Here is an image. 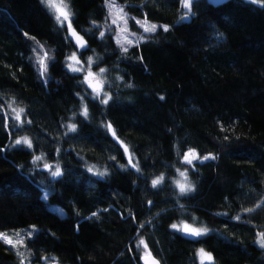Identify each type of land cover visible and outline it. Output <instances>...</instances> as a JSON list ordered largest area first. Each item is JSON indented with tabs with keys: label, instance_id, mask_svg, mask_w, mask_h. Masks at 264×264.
<instances>
[{
	"label": "trees",
	"instance_id": "16d2710c",
	"mask_svg": "<svg viewBox=\"0 0 264 264\" xmlns=\"http://www.w3.org/2000/svg\"><path fill=\"white\" fill-rule=\"evenodd\" d=\"M109 1L133 23L168 31L137 28L123 51L106 25ZM64 2L83 49L41 0H0V233L25 239V258L12 249L17 239H0V264L72 254L77 264H141L147 254L198 264V248L214 264H264V3L193 0L181 19L182 0ZM74 52L105 69L108 104L67 70ZM20 137L32 147L16 145ZM189 150L217 159L183 164ZM180 171L192 187L183 194L172 182ZM193 220L210 233L172 230Z\"/></svg>",
	"mask_w": 264,
	"mask_h": 264
},
{
	"label": "rangeland",
	"instance_id": "374dc122",
	"mask_svg": "<svg viewBox=\"0 0 264 264\" xmlns=\"http://www.w3.org/2000/svg\"><path fill=\"white\" fill-rule=\"evenodd\" d=\"M213 3H219L221 1H224V0H209ZM57 3H59V0H57ZM65 3V2H64ZM66 4V3H65ZM47 7V6H46ZM50 12L53 14V16L55 17L56 19V16L59 15L58 12H56L54 9L52 8H49L47 7ZM122 9V11H121ZM184 9V8H183ZM66 11L69 13V21L71 22V18H72V14H71V11L69 10V8L67 7ZM107 16H108V19L106 21V25L109 27V29H111L110 31H114L115 33V39L117 41V43L120 45V47L123 49V48H128L134 41V39L136 38V35L138 34V31H137V28H142L143 31H144V27L141 26V24L143 23L145 27L147 26H150V25H156L157 28L156 30L159 28V26H166L164 24H159V23H154V22H150V21H147V20H142V19H135L136 21L133 23L132 22V19L130 17V14L128 12L125 11L124 7H122L121 5H113L110 1L107 3ZM184 11H188L187 9H184ZM61 20H63V17H61ZM69 21H64L63 24H61L59 21L58 23L62 26H66L67 27V24ZM115 21V22H113ZM137 21H140L141 23H137ZM129 41H131V43H129ZM78 58V60L80 61L79 64H75L74 61H71L69 59H67V63H74L76 67H79L82 69V71L80 72H72L70 69H68L67 67V70L71 73H76V74H82L83 77L85 78V76L87 75V71L90 69L91 72L94 74V76L92 78H89L91 79V81H99L101 83V88H100V97L102 99L106 98L105 97V93H107V96L110 97V88L113 86V84L111 83V81L106 77L105 75V71L103 73H101L100 71H96L94 69V66L96 64V61L94 59L93 56H89V57H92V63L89 64L88 63V57H86V60H81L80 59V56L78 55L77 52H74ZM71 55V54H70ZM69 55V56H70ZM69 58V57H68ZM85 81V79H84ZM86 82V81H85ZM88 83V82H86ZM96 95V93H95ZM13 112H14V116L16 117L17 113H19L20 115V111L18 109H13ZM24 137H20L18 139H23ZM27 138V137H26ZM28 139V138H27ZM29 140V139H28ZM30 141V140H29ZM20 145H24V146H27L26 144L24 143H21ZM189 152V151H188ZM187 152V153H188ZM187 153L184 155V157L187 155ZM198 156V155H197ZM182 159V163L183 164H188L185 159ZM199 157V156H198ZM207 160H203V159H193L192 160V163L191 164H188V165H194L196 163H201V162H205ZM56 166L54 165V168ZM180 172H185L186 173V178L185 177H182L180 176ZM180 172H177L176 176L174 179H172V182L173 184L175 185V187H177L179 189V186H178V183L177 182H180V183H185V184H190L189 181H188V178H187V172L186 171H180ZM180 190V189H179ZM188 192V191H186ZM197 223L196 220H193V223L190 225L191 227H195L193 225H195ZM181 224H178V226H181ZM199 228H207L205 226H201ZM208 229V228H207ZM173 231L175 232H181V230L179 229H174L172 228ZM209 230V229H208ZM11 235H6L8 240L11 241V243H8L6 242L7 244H10V245H14V239H17L18 240V243H16V247L15 248H12L13 251L16 253V255L19 257V258H22L24 257V253H23V250H22V247L24 246V242H25V239L23 237V234H21L22 232H10ZM20 235H19V234ZM210 233V230L206 233L208 234ZM18 234V235H17ZM206 234H203L201 236H204ZM190 235V234H189ZM8 236H11V237H14V238H9ZM191 237H195V236H192L190 235ZM201 236H198V237H201ZM197 238V237H196ZM4 240V239H2ZM16 240V241H17ZM257 245L260 247L259 243L257 242ZM143 248L144 245H142ZM200 249H203V248H198L196 250V259H197V263L198 264H214V259L212 257V255L210 253H208L207 251H205L204 249V252L207 253V254H210V256L212 257L211 260L207 259L206 256H201L200 254ZM144 253H147L145 251L142 252V254ZM25 258V257H24ZM29 258V256H28ZM29 263L31 264V262L29 261ZM51 264H77V257L76 255H69L67 257H65L64 259H60V260H55V262H51Z\"/></svg>",
	"mask_w": 264,
	"mask_h": 264
},
{
	"label": "snow or ice",
	"instance_id": "6c2138e0",
	"mask_svg": "<svg viewBox=\"0 0 264 264\" xmlns=\"http://www.w3.org/2000/svg\"><path fill=\"white\" fill-rule=\"evenodd\" d=\"M41 2L44 3L47 7L52 8L56 12L59 13V15L56 16V20L59 21L61 24H63L64 21H69V13L66 11V9H67L68 6H67V4L64 3V0H59V3H57V0H41ZM252 2L256 3V2H258V0H252ZM259 2L264 3V0H259ZM192 3H193V0H182V7L184 9H187L188 11L184 15H182L181 19H184L187 15H191L192 14L191 13ZM121 11H122V9H121ZM61 17H63V20H61ZM113 22H115V21H113ZM137 23H141V22L140 21H137ZM141 26L144 27V31L145 32H155L156 31V28H157V26L154 25V24L145 27L144 24L142 23ZM67 27L71 31V35L73 37H75L76 44L79 47L83 48L85 46V43L86 42L83 40V37L79 36L76 33L75 30H72V28H71V22L70 21L68 22ZM162 27H163V31H168V26H162ZM103 35H104V33L101 32L100 33V36L103 37ZM129 43H131V41H129ZM123 51L126 52L127 51V48H123ZM45 58H46V54H45ZM45 58H42L40 60V66H41L40 71H41V75H43V73L47 71V65L45 64ZM68 59L71 60V61H74L75 64H79L80 63V61L78 60V58H77V56H76L75 53H72L69 56ZM88 63L89 64L92 63V57H88ZM75 64L74 63H67L66 64V67L68 69H70L72 72H80V71H82V69L79 68V67H76ZM99 71L101 73H103L105 71V69L104 68H100ZM93 76H94V74L89 69L87 71V75L85 76L84 79H85L86 82H88L89 87H91L93 89V92L96 93V95L93 97V99H99L100 98V88L97 85L93 84L91 82V79H89V78H92ZM83 82L84 81H82V83ZM128 86L131 87L132 85L129 84ZM105 97L106 98H104V99H100V103L101 104L106 105V104H108L109 99H111V97L107 96V93H105ZM81 99H83V97H81ZM161 99H163V97H161ZM14 111H15V109H14ZM22 111H23V109L20 110V112H22ZM82 115L85 118L88 117V110H87V107L86 106L84 107V110H83ZM16 119L17 120H20L19 113H17ZM28 123H31V122L28 121ZM106 127L108 129H111V124H107ZM68 128H69L70 131H75L76 130L75 124L68 125ZM112 135L115 136V132L114 131H113ZM21 143L26 144L28 148H31L32 147L31 142L26 137H24L22 140L21 139H17L15 141V144L16 145H20ZM124 151L125 152L128 151L127 147L124 148ZM43 159H44L43 156H36L35 159L33 160V163H37V162H39V161H41ZM184 159H185V161L188 164H191L193 159H199V157L197 156V154L195 153V151L189 150V152L184 157ZM209 159H213L214 160V159H217V157L209 156V155H205L203 157V160H209ZM128 163L131 164V166L133 168H136L137 167L136 164H133L132 163L131 157H129ZM43 167L45 169H48L50 171L51 176L54 177V178L55 177H60L62 175L61 169H60V167L58 165L53 169V166L51 164L45 162L44 165H43ZM121 167H123V166H121ZM88 170L89 171H93L92 168H89ZM137 170L139 171V169H137ZM96 174L98 176H100V177H103V176H105L107 174V172L106 171H103V172L97 171ZM180 176L186 178V173L185 172H180ZM163 179H164V177L163 176H160L157 179L152 180L153 187H155L156 185L160 184L163 181ZM177 183H178V186H179V189H180L181 194L185 193L186 191H191L192 190V187H191L190 184H185V183H180V182H177ZM246 211H249L250 212V211H253V210L252 209H246ZM93 215H96V214L94 213ZM235 219L239 220L240 217H236ZM171 227L174 228V229H179V230H181L183 232L189 233L190 235L195 236V237H198V236H201L203 234H206L209 231L207 228H194V227H191L187 223H182L181 226H178L176 224H173ZM0 239H4L6 242L11 243V241L8 240L6 234L0 233ZM143 243H144L143 240H141L140 241V244H143ZM258 243H259L260 247L264 248V232L260 233V239H259ZM145 247H146V245H145ZM200 254H201V256H206L207 259H209V260L212 259V257L210 256V254L205 253L203 249H200ZM45 259H47V258H45Z\"/></svg>",
	"mask_w": 264,
	"mask_h": 264
},
{
	"label": "water",
	"instance_id": "95a60500",
	"mask_svg": "<svg viewBox=\"0 0 264 264\" xmlns=\"http://www.w3.org/2000/svg\"><path fill=\"white\" fill-rule=\"evenodd\" d=\"M72 30H74V28L71 26ZM69 31V36L70 38L72 39V41L74 42V44L79 48V49H83L87 46V42L86 40L83 38V40L86 42L85 43V46L83 48L79 47L77 44H76V40H75V37H73L71 35V31L68 29ZM79 36H81L78 32H76ZM82 37V36H81ZM93 84L97 85L99 88H101V83L99 81H91ZM89 85V84H88ZM91 88V87H90ZM92 89V88H91ZM93 90V89H92ZM186 235H188L189 233H186L184 232ZM140 263L141 264H160V261L158 259H156L153 255L151 254H147V255H144L141 257L140 259Z\"/></svg>",
	"mask_w": 264,
	"mask_h": 264
}]
</instances>
